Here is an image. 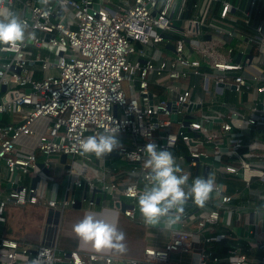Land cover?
<instances>
[{"label": "built area", "instance_id": "obj_1", "mask_svg": "<svg viewBox=\"0 0 264 264\" xmlns=\"http://www.w3.org/2000/svg\"><path fill=\"white\" fill-rule=\"evenodd\" d=\"M8 12L34 39L0 46V114L19 115L0 126V164L25 175L36 170L37 154L47 169L55 155L81 156L80 141L89 136H128L130 145L118 149L119 177L131 180L91 176L92 155L81 156L79 171L70 165L65 172L77 188L97 183L115 202L126 201L118 214L137 221L136 201L150 172L143 147L156 143L176 158L188 184L211 175L215 190L203 208L191 200L185 205L165 249L146 247L142 260L123 264H169L170 252H189L194 241L203 244L195 264H264V238L256 240L257 223H264V0H0V18ZM150 85L164 97H155ZM40 118L49 124L35 150H17V140L32 136ZM41 203L62 211L76 201L46 200L39 186L16 187L0 195V217L8 206ZM244 215L253 227L246 246L232 243L226 257L214 255L208 245L233 236L232 224ZM34 261L119 259L55 245L32 248L2 234L0 264Z\"/></svg>", "mask_w": 264, "mask_h": 264}, {"label": "crops", "instance_id": "obj_2", "mask_svg": "<svg viewBox=\"0 0 264 264\" xmlns=\"http://www.w3.org/2000/svg\"><path fill=\"white\" fill-rule=\"evenodd\" d=\"M40 2L41 0H35ZM221 99L226 100L228 104H233L235 101L231 96H221ZM18 114H0V126L17 122ZM49 122L45 118H40L32 124L34 134L32 136H22L16 142L17 150L23 153H32L35 150L38 136L46 130ZM121 146L130 145L128 136H117ZM91 163L89 164V173L91 176H97L102 182L110 183L112 180H118L120 173L123 170L124 164L118 154V149L103 159H98L94 155L91 156ZM42 158L37 154L36 170L19 175L18 172L8 169L0 164V195L14 189L16 187L39 186L43 190L44 199H55L59 202L64 199H73L76 201L75 205L59 211L56 208L47 206L46 204L26 205L23 207L8 206L6 208L4 218L3 236L9 239L16 240L20 244L28 245L32 248L37 246H57L61 250H68L67 246H72V250H80L82 252H94L90 246L81 245L72 231L73 225L78 223L86 214H95L97 218L102 219L108 223L116 224L119 214L117 208L119 205H126V201L120 199V203L115 202L118 199L116 196H109L99 190L96 183L94 189L83 185L80 188L72 185L73 178L68 176L65 170L71 165L75 171H79L82 163L81 156H74L69 158L64 155H55L52 157L50 166L45 169ZM79 177H84L83 174L78 173ZM120 181V180H119ZM262 189V188H261ZM93 201L94 206L89 207L87 203H83L82 199ZM138 203V201H136ZM119 204V205H118ZM139 206V204H138ZM137 221L139 225L144 227L143 249L146 247L163 250L166 248L170 235L176 228H153L144 224L138 209ZM250 216L245 221V215L238 223H233L232 228L234 235L233 242L246 246V241L249 236L248 229ZM10 226V232L7 231L6 225ZM176 226V225H175ZM7 231V232H6ZM9 232V233H8ZM257 239L262 241L264 238V223L258 221L257 223ZM10 236V237H9ZM201 241H194L191 244V251L189 252H170L168 255L169 264H195L197 254L202 249ZM111 253V250H104L99 253ZM97 253V252H94ZM261 255V254H260ZM255 256H259L256 254ZM140 257V256H139ZM143 255H141V260ZM138 260H140L138 258ZM117 264H123V260L119 259Z\"/></svg>", "mask_w": 264, "mask_h": 264}, {"label": "clouds", "instance_id": "obj_3", "mask_svg": "<svg viewBox=\"0 0 264 264\" xmlns=\"http://www.w3.org/2000/svg\"><path fill=\"white\" fill-rule=\"evenodd\" d=\"M48 2L49 0H41L45 5ZM26 27L14 13L4 14L0 18V46H17L25 41L31 42L34 34L28 33L26 36ZM120 147L121 143L116 134L93 135L80 141L79 154L103 159ZM143 149L147 154L145 167L150 172L147 176L149 183L139 193L138 198L142 221L153 228L163 226L171 229L180 222V213H183L190 200L201 208L205 206L215 190V181L209 175L208 178L197 177L188 184V175L181 174L183 170L180 164L166 148L158 150L156 143H149ZM72 231L81 245L90 246L94 252L114 249L124 254L127 251L125 233L116 224L99 219L95 214H86L73 225Z\"/></svg>", "mask_w": 264, "mask_h": 264}, {"label": "trees", "instance_id": "obj_4", "mask_svg": "<svg viewBox=\"0 0 264 264\" xmlns=\"http://www.w3.org/2000/svg\"><path fill=\"white\" fill-rule=\"evenodd\" d=\"M150 92L157 98H163L164 90L156 85L149 86ZM129 181L131 178L123 176L118 179V181ZM116 226L119 230L125 233V241L124 243L127 246V251L124 254L117 252L116 250H111V255L117 259L128 260V259H136L141 260V255H143L144 249L142 247L144 240V227L139 225L138 223L131 221L127 217H125L122 213L119 214V217L116 222ZM233 236L225 238V240L221 241H213L208 247L213 252L214 255H217L220 258H224L227 255L226 243L233 242ZM68 250L63 251H72V246H67ZM140 256V257H139ZM143 259V258H142ZM208 264H218V263H208ZM224 264V263H221Z\"/></svg>", "mask_w": 264, "mask_h": 264}, {"label": "water", "instance_id": "obj_5", "mask_svg": "<svg viewBox=\"0 0 264 264\" xmlns=\"http://www.w3.org/2000/svg\"><path fill=\"white\" fill-rule=\"evenodd\" d=\"M48 37H51V35L47 34L46 38H48ZM27 43H29V42H27ZM42 48L46 49V45L42 44ZM60 50L61 49H57V51H60ZM151 103H152V99H151V96H150V104ZM172 119L174 120V116H172ZM12 170L16 171L15 169H12ZM4 223H5V218L4 217H0V238H1L2 234H3ZM174 228H178V226H174ZM61 264H67V263H61Z\"/></svg>", "mask_w": 264, "mask_h": 264}, {"label": "rangeland", "instance_id": "obj_6", "mask_svg": "<svg viewBox=\"0 0 264 264\" xmlns=\"http://www.w3.org/2000/svg\"><path fill=\"white\" fill-rule=\"evenodd\" d=\"M6 229H7V231L10 229V226H9L8 224L6 225ZM7 231H6V232H7ZM9 232H10V230H9ZM9 232H8V233H9ZM5 237H6V236H5ZM9 237H10V236H9Z\"/></svg>", "mask_w": 264, "mask_h": 264}]
</instances>
